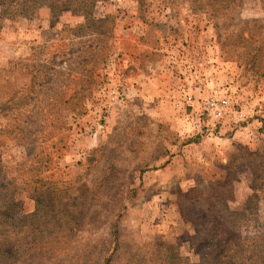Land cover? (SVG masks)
<instances>
[{
    "label": "rangeland",
    "instance_id": "1",
    "mask_svg": "<svg viewBox=\"0 0 264 264\" xmlns=\"http://www.w3.org/2000/svg\"><path fill=\"white\" fill-rule=\"evenodd\" d=\"M90 16L44 5L0 20V68L22 62L13 87L29 86L30 71L57 91L87 87L62 105L54 141L0 146V203L17 202L12 236L48 186L55 205L75 208H56L54 243L65 249L38 264H95L116 243L114 264H207L204 244L185 242L193 232L178 200L214 190L242 212L245 264H264V0H99ZM34 121L22 134H35ZM34 173L43 181L24 184ZM161 243L177 244L179 258H160Z\"/></svg>",
    "mask_w": 264,
    "mask_h": 264
},
{
    "label": "trees",
    "instance_id": "2",
    "mask_svg": "<svg viewBox=\"0 0 264 264\" xmlns=\"http://www.w3.org/2000/svg\"><path fill=\"white\" fill-rule=\"evenodd\" d=\"M96 1L99 0H0V20L16 17L28 18L36 9L45 5L51 13L54 11L57 13L64 11H70L73 14L83 13L85 18L88 17L87 21H90V12ZM215 1L223 2L225 5H231L235 2V0ZM95 23L100 24L103 21H96ZM254 56L255 53L251 57ZM20 64H22L20 60H10L5 67L0 68V111L5 117V123L0 125V146L11 141L19 145L26 142L33 152L38 146L52 142L60 136L58 129L61 128L59 127L61 121H58L57 114L61 110H65L62 105L70 103L75 94L78 95L77 100L84 98L87 87L86 89L81 87L78 91H71L70 93L65 92L63 88H59L57 91V89L42 86L36 81L38 71H30L29 86L17 89L12 86L11 75L16 71L21 72L18 71ZM86 64L83 62V67H86ZM70 75H72L71 72L65 77ZM80 79L82 81L84 77L82 76ZM85 80L88 78L85 77ZM42 91H47V93L44 94ZM39 107L42 111H38ZM29 118L37 119V122L34 121L32 125L37 126L38 129L34 135L29 134L28 137L21 131L24 125L28 123ZM2 135L5 137L2 138ZM36 156L30 153L26 161H30ZM41 165L42 163L38 166L31 165L28 172H37ZM28 181L38 186L43 179L34 173L25 179L24 184ZM252 189L254 190V188ZM48 190L49 187L47 186L42 191L45 193H40L44 198L37 200V208L33 213L22 215L21 219L27 228H24L23 232H18L22 235L20 240L12 236V224L9 221V214L12 213L17 202L5 199L0 203L4 211V213L0 211V264H8L12 259L14 262L34 263L40 258L48 257L52 253H60L65 249L60 247L58 243H54L57 231L53 228L55 225L53 215L56 213V208L62 209L63 213L67 214L70 209L73 210L75 207L67 201L63 205L61 203L55 205V200L53 197H49ZM30 191L40 192L35 186ZM189 195H181L178 200L179 204L182 205L179 206L180 215L188 219L187 224L193 232L192 235L185 232V242H188L191 248L195 247L197 242H202L205 247L204 250H208L203 255L207 264H245L243 257L245 249L241 243L240 222L238 221L242 212H230L227 202L231 200L214 192V190L207 191L205 197L202 194ZM254 197L255 195L249 197L246 203ZM207 225L209 228L204 232ZM110 236L111 241L116 240L115 231H111ZM51 237L53 239L48 240ZM11 241L14 244H10ZM17 243L19 247H16ZM156 245L165 249V253L159 254L160 258L165 261L179 258V246L177 244L161 243ZM7 247L9 249H5ZM119 251L120 245L116 243L112 249L100 253L95 264H114L119 257ZM255 259L259 260L260 257L256 256Z\"/></svg>",
    "mask_w": 264,
    "mask_h": 264
},
{
    "label": "built area",
    "instance_id": "3",
    "mask_svg": "<svg viewBox=\"0 0 264 264\" xmlns=\"http://www.w3.org/2000/svg\"><path fill=\"white\" fill-rule=\"evenodd\" d=\"M221 110H217V113L220 114Z\"/></svg>",
    "mask_w": 264,
    "mask_h": 264
}]
</instances>
